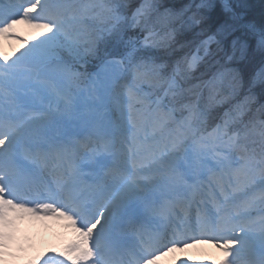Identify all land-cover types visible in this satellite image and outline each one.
<instances>
[{"label":"snow or ice","instance_id":"obj_1","mask_svg":"<svg viewBox=\"0 0 264 264\" xmlns=\"http://www.w3.org/2000/svg\"><path fill=\"white\" fill-rule=\"evenodd\" d=\"M219 8L141 0L129 15L127 0H0V37L18 23L39 30L14 59L0 54V245L10 214L43 212L76 228L59 253L72 264H157L197 236L223 252L206 264H264V120L257 153L255 122L243 119L251 90L264 88V14L250 18L245 0H223L218 18ZM88 13L97 26H83ZM186 30L195 36L180 42ZM153 49L180 54L168 63ZM204 66L208 104L183 87ZM248 66L246 102L213 116L211 102L234 99ZM81 109L90 119L77 124ZM149 194L169 227L145 234L130 217ZM129 230L137 240L124 239Z\"/></svg>","mask_w":264,"mask_h":264},{"label":"bare ground","instance_id":"obj_2","mask_svg":"<svg viewBox=\"0 0 264 264\" xmlns=\"http://www.w3.org/2000/svg\"><path fill=\"white\" fill-rule=\"evenodd\" d=\"M151 198L153 197L151 196V194H149L144 201L139 202L137 207L138 210L137 213L139 215H144L146 212H148L151 209V206H149L148 209L142 210L145 208L144 206L150 204L145 202ZM158 215L159 214H155V213L151 214L152 218H155ZM27 218L22 217V221L24 224H26L27 227L30 228L32 235L30 234V238H28L27 241L24 240V242L16 235L8 236L7 239L10 243L9 249H11V252H9L8 254L12 253L15 250H19L21 252L23 251L22 252L23 256H27L29 252L30 253L36 252L37 255L41 252H44L47 256H50L51 253L57 249L61 252H63V250L64 251L66 250L67 245L70 244V242H68L69 238H66V236L67 237L71 236V239H74L73 241L79 239V234L76 231V228L71 225V222H66V224L59 226L52 225L51 227H47V226L44 227L43 225H39L38 221L37 222L35 220L28 221ZM57 227H63V228L57 229ZM195 250L196 249L194 248L193 245H188L176 252L165 253L159 256V260L157 261V264H182V262L184 261H186L187 264H196L200 259L199 257L200 254H198ZM2 256L3 253L1 254L0 252V258Z\"/></svg>","mask_w":264,"mask_h":264},{"label":"rangeland","instance_id":"obj_3","mask_svg":"<svg viewBox=\"0 0 264 264\" xmlns=\"http://www.w3.org/2000/svg\"><path fill=\"white\" fill-rule=\"evenodd\" d=\"M254 2L255 3H253L252 12L254 13L253 15L255 17H257L256 19H258V18H261L262 14H264V0H259V2H256V0H254ZM222 5H223V3H222ZM254 6H256V8H254ZM128 13H129V10H128ZM92 15H93L92 13H88L85 15V19L83 22V26L85 28H92V27H95L98 25L99 22L92 19L91 18ZM129 15H130V13H129ZM15 28H19V29H15L16 31L20 30L21 29L20 23H18L15 26ZM38 31H39L38 29H35V28L31 27L29 24H27L24 27V29L22 30V33L18 34V32H16L17 35L14 37H9V38H3L2 37V38H0V54L8 55L10 58L11 57L15 58V56L13 55L14 53H15V55H19V52L24 51L27 47L30 46V44L35 42L33 38L36 37V34L38 33ZM26 41H27V43H26ZM172 55H173V52L167 53L166 56L162 55L161 58H158V60L168 62V59L171 58ZM168 63H171V62H168ZM254 68H255V66L252 67V69H254ZM255 70L256 69H254L253 71H255ZM191 86L195 87L197 85L192 83ZM79 87H80V90H82L86 93V90L90 87V84L88 81L85 82V80H84L80 83ZM194 92H195V90L192 91V93H194ZM216 110H217L216 112L212 111V115L215 117H218L219 116L218 107L216 108ZM262 112H264V111H259V113H262ZM259 113H257V115H256L258 117L254 116V118L256 117L259 120V116H260ZM244 117H247V116L245 115ZM89 118H90V116L87 114V112L85 110L81 109V115L77 119L76 123L79 124L81 121L87 120ZM255 119H253L252 121H254ZM255 122H258V121H255ZM212 123L214 124L215 121H212ZM258 146L260 147V145H258ZM20 233L21 232H19V234ZM21 234H22L21 238H23V240L27 241L26 236H28V232L22 231ZM213 249L215 250L216 247L213 246ZM215 251H216V254H218V249H216ZM0 252H1V254L3 253V258H2L3 261L0 262V264H22L21 260H23V259L24 260L26 259L25 261H23L25 264L30 263L29 260L27 258H25L23 255H21L18 251L14 252V254H13L14 258L11 255H9L8 253L10 252V250H9L8 246L5 244H4V251L0 250ZM220 252L223 255V252L221 249H220ZM17 258H19V259L21 258V259L19 260ZM213 258H214V256H213ZM13 259H15V260H13ZM216 259L218 260L217 257H216ZM202 262H203L202 264H206V262H209V261L207 259L203 258ZM30 264H33V263H30Z\"/></svg>","mask_w":264,"mask_h":264},{"label":"trees","instance_id":"obj_4","mask_svg":"<svg viewBox=\"0 0 264 264\" xmlns=\"http://www.w3.org/2000/svg\"><path fill=\"white\" fill-rule=\"evenodd\" d=\"M129 6H132V5H137L141 2V0H127ZM162 2L169 8L173 9L174 11H180L181 9L185 8L187 5H190L193 3V0H162ZM196 2H198V0H196ZM216 2L220 5V8L217 10L216 12V16L219 18L221 15L224 14V9H223V5L222 3L219 2V0H216ZM235 2H238V0H234V3ZM245 2L247 3L248 5V8H247V14L249 15L250 18H253L255 20H260V18L256 19L257 17H255L252 12V7H253V3L254 0H245ZM256 2H259V0H256ZM258 6V5H257ZM254 8H256V6H254ZM190 14V13H189ZM167 22L166 21H160L158 26L163 28L164 31L166 30L165 29V24ZM175 27H179L178 24L174 25ZM195 36V33H193L191 30H186V31H183V32H180L179 35L177 36V39L180 41V42H184L186 40H191L193 39ZM230 43V41H229ZM167 53H171V51L169 52H165L163 51L162 49H153L151 50L148 54L150 55H153L154 57L156 58H161L162 55H165ZM179 50H177L175 53H173V55L171 56V58L168 59V62H170L171 60H175L178 56H179ZM253 66H248L244 72L241 73L242 77H243V80H244V89H241L239 92H238V95H249V91H248V84L247 82L251 79L252 77V73H253V70L256 69H252ZM213 71V69H210L206 66L204 67H201L199 68V70H197L194 75H192L189 79H190V82H194L195 80L196 81H203L204 79H207L208 77V74ZM251 96H252V99H251V102L253 103H264V88H262L259 84H257L252 90H251Z\"/></svg>","mask_w":264,"mask_h":264}]
</instances>
